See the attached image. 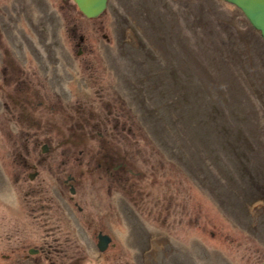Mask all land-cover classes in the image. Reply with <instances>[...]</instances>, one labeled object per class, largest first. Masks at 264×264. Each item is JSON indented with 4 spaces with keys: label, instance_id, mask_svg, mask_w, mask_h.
Returning <instances> with one entry per match:
<instances>
[{
    "label": "rangeland",
    "instance_id": "374dc122",
    "mask_svg": "<svg viewBox=\"0 0 264 264\" xmlns=\"http://www.w3.org/2000/svg\"><path fill=\"white\" fill-rule=\"evenodd\" d=\"M262 259L264 40L236 6L0 0V264Z\"/></svg>",
    "mask_w": 264,
    "mask_h": 264
},
{
    "label": "water",
    "instance_id": "95a60500",
    "mask_svg": "<svg viewBox=\"0 0 264 264\" xmlns=\"http://www.w3.org/2000/svg\"><path fill=\"white\" fill-rule=\"evenodd\" d=\"M77 9L86 17L96 16L105 6L106 0H72ZM236 6L244 15L248 23L258 31L259 36L264 40V0H224ZM44 150L45 146L42 145ZM31 177V176H29ZM72 187H70V192ZM96 247L98 250L103 249L108 240V235L97 232ZM28 253H33L36 250L29 248ZM264 264V259L258 262Z\"/></svg>",
    "mask_w": 264,
    "mask_h": 264
},
{
    "label": "flooded vegetation",
    "instance_id": "af4514ba",
    "mask_svg": "<svg viewBox=\"0 0 264 264\" xmlns=\"http://www.w3.org/2000/svg\"><path fill=\"white\" fill-rule=\"evenodd\" d=\"M29 176H32V175L29 174L28 177H29ZM66 177L69 178L70 176H66ZM29 178H30V177H29ZM70 187H72V186L69 184V191H70ZM76 208H77L78 210L80 209V207H78V206H76ZM96 234H97V233H96ZM96 242H97V235H96L95 245H96ZM35 250L37 251V248H36ZM36 251H35V252H36ZM33 253H34V252H33Z\"/></svg>",
    "mask_w": 264,
    "mask_h": 264
},
{
    "label": "trees",
    "instance_id": "16d2710c",
    "mask_svg": "<svg viewBox=\"0 0 264 264\" xmlns=\"http://www.w3.org/2000/svg\"><path fill=\"white\" fill-rule=\"evenodd\" d=\"M173 147H175V145L173 144ZM176 148H178L177 146H176Z\"/></svg>",
    "mask_w": 264,
    "mask_h": 264
}]
</instances>
